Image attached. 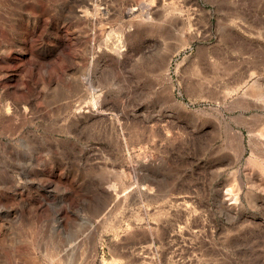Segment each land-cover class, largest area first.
Masks as SVG:
<instances>
[{
    "label": "rangeland",
    "instance_id": "1",
    "mask_svg": "<svg viewBox=\"0 0 264 264\" xmlns=\"http://www.w3.org/2000/svg\"><path fill=\"white\" fill-rule=\"evenodd\" d=\"M0 264H264V0H0Z\"/></svg>",
    "mask_w": 264,
    "mask_h": 264
},
{
    "label": "bare ground",
    "instance_id": "2",
    "mask_svg": "<svg viewBox=\"0 0 264 264\" xmlns=\"http://www.w3.org/2000/svg\"><path fill=\"white\" fill-rule=\"evenodd\" d=\"M132 10V9H131ZM134 11V10H133ZM136 12V11H135Z\"/></svg>",
    "mask_w": 264,
    "mask_h": 264
}]
</instances>
